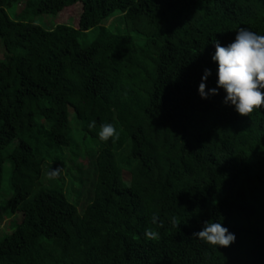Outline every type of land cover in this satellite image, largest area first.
I'll return each mask as SVG.
<instances>
[{
  "label": "trees",
  "instance_id": "trees-1",
  "mask_svg": "<svg viewBox=\"0 0 264 264\" xmlns=\"http://www.w3.org/2000/svg\"><path fill=\"white\" fill-rule=\"evenodd\" d=\"M6 1L0 264H264V108L197 94L205 68L215 87L213 40L264 34V0ZM109 122L119 138L101 142ZM49 164L67 189L44 184ZM219 219L235 240L215 249L194 233Z\"/></svg>",
  "mask_w": 264,
  "mask_h": 264
},
{
  "label": "clouds",
  "instance_id": "clouds-1",
  "mask_svg": "<svg viewBox=\"0 0 264 264\" xmlns=\"http://www.w3.org/2000/svg\"><path fill=\"white\" fill-rule=\"evenodd\" d=\"M214 52L210 60L216 65L215 87L206 89V79L212 74L205 68L197 86V94L200 98L214 95L218 90L224 93L223 103L233 107L241 116H248L254 110L264 108V34H257L247 28H239L235 31L234 39L225 46L219 41L213 40ZM95 121L89 124L93 127ZM101 142L119 138V132L112 123H104L97 133ZM51 165L45 169V179L54 180L62 171V168L52 169ZM155 222V217L153 218ZM176 225V221H171ZM158 233L153 230H145L144 237L147 240L156 239ZM205 245L217 249L228 247L235 240V235L221 225V220L205 221L200 231L194 233Z\"/></svg>",
  "mask_w": 264,
  "mask_h": 264
},
{
  "label": "rangeland",
  "instance_id": "rangeland-1",
  "mask_svg": "<svg viewBox=\"0 0 264 264\" xmlns=\"http://www.w3.org/2000/svg\"><path fill=\"white\" fill-rule=\"evenodd\" d=\"M1 4L5 8H7L9 6V2L6 0H1ZM8 11H10V15L13 17V15L11 13L12 10L8 9ZM77 11H78L77 8H71L69 10L64 11L62 14L58 15L55 18L50 17V16H47V17L40 16V17L29 19V20L25 19L24 21L32 22V23H34L40 27L49 29V28L53 27L55 24L68 23L67 20H69V18H74L77 15ZM72 125H73V127L79 126V124L76 123V121H74L72 123ZM60 168H62V171H61L62 177L61 178L57 177L54 180H46L45 179L44 184L46 186H48L49 188L60 189L62 186H64V188L67 189L68 184H69V179L66 177L65 170L62 167V165L60 166ZM9 173H10V164L6 162L3 165L2 190H1V194L6 195V196L9 192V190L7 189ZM10 220H11V218L6 216L5 210H0V236L3 233L8 232Z\"/></svg>",
  "mask_w": 264,
  "mask_h": 264
}]
</instances>
